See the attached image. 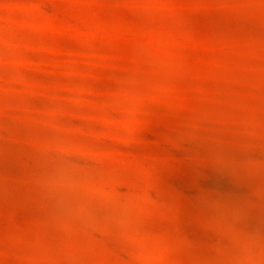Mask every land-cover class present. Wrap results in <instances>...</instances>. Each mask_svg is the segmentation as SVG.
<instances>
[{
	"label": "rangeland",
	"instance_id": "1",
	"mask_svg": "<svg viewBox=\"0 0 264 264\" xmlns=\"http://www.w3.org/2000/svg\"><path fill=\"white\" fill-rule=\"evenodd\" d=\"M3 3L0 264H264V0Z\"/></svg>",
	"mask_w": 264,
	"mask_h": 264
},
{
	"label": "clouds",
	"instance_id": "2",
	"mask_svg": "<svg viewBox=\"0 0 264 264\" xmlns=\"http://www.w3.org/2000/svg\"><path fill=\"white\" fill-rule=\"evenodd\" d=\"M146 3L148 4H153L155 3V0H145ZM3 8H6V9H13V5H10V4H7V3H3L2 5ZM24 26H27V27H31V28H38L39 25H37L36 23H31V24H26Z\"/></svg>",
	"mask_w": 264,
	"mask_h": 264
}]
</instances>
